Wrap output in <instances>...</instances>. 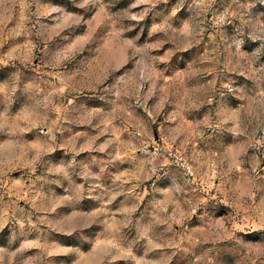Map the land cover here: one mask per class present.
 I'll return each mask as SVG.
<instances>
[{"label":"rangeland","instance_id":"rangeland-1","mask_svg":"<svg viewBox=\"0 0 264 264\" xmlns=\"http://www.w3.org/2000/svg\"><path fill=\"white\" fill-rule=\"evenodd\" d=\"M0 264H264V0H0Z\"/></svg>","mask_w":264,"mask_h":264}]
</instances>
